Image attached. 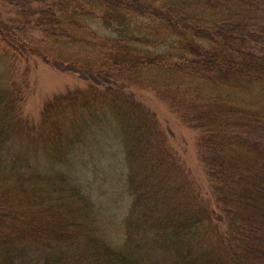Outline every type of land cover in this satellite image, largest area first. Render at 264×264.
<instances>
[{"label":"trees","instance_id":"trees-1","mask_svg":"<svg viewBox=\"0 0 264 264\" xmlns=\"http://www.w3.org/2000/svg\"><path fill=\"white\" fill-rule=\"evenodd\" d=\"M0 44V264H264V0H0ZM32 58L86 83L37 124ZM139 91L197 131L207 198ZM105 153L129 171L115 236L83 170Z\"/></svg>","mask_w":264,"mask_h":264},{"label":"rangeland","instance_id":"rangeland-1","mask_svg":"<svg viewBox=\"0 0 264 264\" xmlns=\"http://www.w3.org/2000/svg\"><path fill=\"white\" fill-rule=\"evenodd\" d=\"M61 47L76 55H80V50H82L79 49L82 48L81 46H75V49L66 46ZM5 50L6 47L0 44V54L5 52ZM20 63H23V61ZM24 66H26V70H28V88L25 94H22V101H20L19 106L23 118L32 124H37L39 122L43 107L54 96L61 95L70 89L84 88L86 85L82 78L78 75L76 76V73L68 71L67 67L64 65L45 62L39 58H32L15 67L12 76H18V83H20V76L23 73ZM19 95L21 96V92ZM137 96L141 98L140 101H142L146 107L158 113L159 118L157 116V119L161 127L169 132L166 134L167 146H171V148L175 150L177 157L190 172L194 185L201 189L199 190V194L203 198H207V182L202 172L201 163L198 159L197 149L195 147L196 138L198 137L197 131L181 123L179 117L172 113L164 102L160 101L151 93L139 91ZM254 102L256 105H264V100L258 99L256 96ZM254 102H252V104H254ZM56 113L57 112H55L54 115ZM53 117L52 115V118ZM57 120L61 124L65 122L61 117ZM54 121H56V117L53 122ZM109 142L111 144V150L116 151L117 147L113 144L111 139ZM100 155L103 158L99 161L90 158L83 170L90 190L98 200L104 222L108 225L107 232L115 236L117 229H119L117 228L119 218L125 215L130 204V197L124 185V177L127 168L122 154L119 155L117 164V158L114 159L111 154L105 153ZM43 159L44 165L46 166L47 160L44 156L42 157V155L38 156L37 163L39 162V165L43 166ZM86 190L88 191L89 189ZM111 198H114V200L111 201ZM55 216L56 213H53L51 217L57 218Z\"/></svg>","mask_w":264,"mask_h":264}]
</instances>
